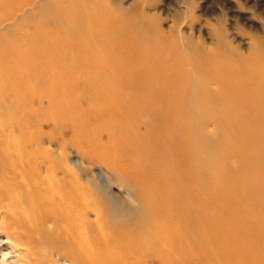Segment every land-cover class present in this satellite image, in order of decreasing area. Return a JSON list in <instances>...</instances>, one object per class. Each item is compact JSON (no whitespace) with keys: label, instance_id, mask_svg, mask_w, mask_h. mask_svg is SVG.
Returning <instances> with one entry per match:
<instances>
[{"label":"bare ground","instance_id":"obj_1","mask_svg":"<svg viewBox=\"0 0 264 264\" xmlns=\"http://www.w3.org/2000/svg\"><path fill=\"white\" fill-rule=\"evenodd\" d=\"M93 9L0 0V242L12 264H264V60L251 53L216 90L138 75L78 40ZM42 101L89 116L58 123ZM92 113L111 122H80ZM68 143L116 176L87 173Z\"/></svg>","mask_w":264,"mask_h":264},{"label":"rangeland","instance_id":"obj_2","mask_svg":"<svg viewBox=\"0 0 264 264\" xmlns=\"http://www.w3.org/2000/svg\"><path fill=\"white\" fill-rule=\"evenodd\" d=\"M48 1L34 0L42 5ZM75 1L80 6L90 4L94 8L92 13L82 10L86 27H80L78 40L85 37L89 40L87 44L100 46L105 55L109 52L107 55L111 59L129 63L138 75L167 78L180 87L185 82H189L191 87L207 84L210 89L216 90L224 86L220 81H225L232 69L254 62L246 59L251 53L256 54V59L264 60V0ZM60 3L36 8L32 16L24 18L30 17L34 21L37 16L49 15ZM22 28L30 32L32 27L25 23ZM87 44L83 43L82 47ZM261 47L262 51L259 50ZM83 106L59 110V105L48 107L45 101L36 104L40 110L48 107L43 113L53 116L58 123H64V117L71 114L79 118L84 114L89 116L90 105ZM90 115L91 118L80 119V122H111L106 113ZM260 126L263 129L264 123ZM204 130L213 132V124L207 122ZM67 153L73 161L81 158L87 173L116 176L97 160L88 165V159L70 143ZM111 189L114 194L123 197V192L116 185L113 184ZM4 254L5 257H2ZM12 256L7 246L0 242V264H12Z\"/></svg>","mask_w":264,"mask_h":264}]
</instances>
